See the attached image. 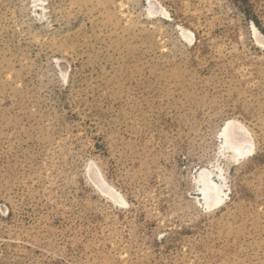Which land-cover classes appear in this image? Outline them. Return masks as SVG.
<instances>
[{
    "label": "rangeland",
    "instance_id": "374dc122",
    "mask_svg": "<svg viewBox=\"0 0 264 264\" xmlns=\"http://www.w3.org/2000/svg\"><path fill=\"white\" fill-rule=\"evenodd\" d=\"M0 264H264V0H0Z\"/></svg>",
    "mask_w": 264,
    "mask_h": 264
},
{
    "label": "bare ground",
    "instance_id": "6f19581e",
    "mask_svg": "<svg viewBox=\"0 0 264 264\" xmlns=\"http://www.w3.org/2000/svg\"><path fill=\"white\" fill-rule=\"evenodd\" d=\"M156 9L162 10L163 13L165 14V10H163L162 6H159ZM150 12L152 13V11ZM253 27L256 30V26L253 25ZM185 36H189V35L185 34ZM222 132L225 138L227 139L228 151L230 152L233 160H240L242 158H245L246 156L251 155L253 150V142L249 135V132L241 124H235L233 120H230L225 124ZM221 170L222 169L218 166L211 170L207 168H203L201 171L203 185L199 186V191L197 192V195L201 197L200 200L204 201L206 208L217 207L222 205L224 202L225 183L223 180V174L221 173ZM102 178H100L101 182H103L105 185V181H103ZM204 189L207 191L206 196ZM103 191L108 196L110 195L114 197L113 199H115V201L119 205L125 204L126 201L123 198V196L118 194L112 186L108 185L103 189Z\"/></svg>",
    "mask_w": 264,
    "mask_h": 264
},
{
    "label": "water",
    "instance_id": "95a60500",
    "mask_svg": "<svg viewBox=\"0 0 264 264\" xmlns=\"http://www.w3.org/2000/svg\"><path fill=\"white\" fill-rule=\"evenodd\" d=\"M204 192H205V196H206L207 191L205 189H204Z\"/></svg>",
    "mask_w": 264,
    "mask_h": 264
}]
</instances>
